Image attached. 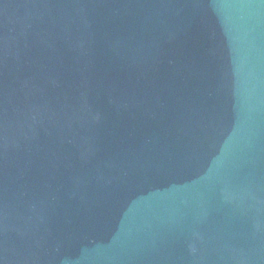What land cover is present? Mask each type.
<instances>
[{
	"label": "water",
	"instance_id": "obj_1",
	"mask_svg": "<svg viewBox=\"0 0 264 264\" xmlns=\"http://www.w3.org/2000/svg\"><path fill=\"white\" fill-rule=\"evenodd\" d=\"M0 264H264V0H0Z\"/></svg>",
	"mask_w": 264,
	"mask_h": 264
}]
</instances>
